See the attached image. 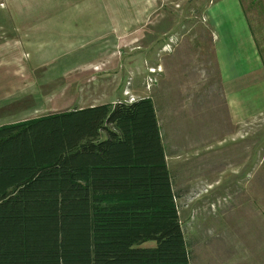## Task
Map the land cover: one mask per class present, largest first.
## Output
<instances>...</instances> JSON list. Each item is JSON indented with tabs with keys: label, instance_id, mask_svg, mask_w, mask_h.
<instances>
[{
	"label": "rangeland",
	"instance_id": "1",
	"mask_svg": "<svg viewBox=\"0 0 264 264\" xmlns=\"http://www.w3.org/2000/svg\"><path fill=\"white\" fill-rule=\"evenodd\" d=\"M212 1L0 0V126L149 96L190 264H264V114L233 133L225 102L222 129L212 111L197 19ZM185 48L202 74L194 100L169 90Z\"/></svg>",
	"mask_w": 264,
	"mask_h": 264
},
{
	"label": "trees",
	"instance_id": "2",
	"mask_svg": "<svg viewBox=\"0 0 264 264\" xmlns=\"http://www.w3.org/2000/svg\"><path fill=\"white\" fill-rule=\"evenodd\" d=\"M0 264H190L151 99L0 126Z\"/></svg>",
	"mask_w": 264,
	"mask_h": 264
},
{
	"label": "crops",
	"instance_id": "3",
	"mask_svg": "<svg viewBox=\"0 0 264 264\" xmlns=\"http://www.w3.org/2000/svg\"><path fill=\"white\" fill-rule=\"evenodd\" d=\"M197 19L206 27L205 52L211 55V77L206 83L210 85L208 93L211 99L212 95L220 96L212 103V111L221 118L219 109L225 102L227 127L234 133L237 127L243 125L244 129L249 125L252 117L264 114V0H213ZM122 27L118 25V29ZM188 51L185 48L179 57L178 69H170L173 70L170 76L173 87L169 90L179 86L181 94H192L194 100L198 94V98L203 97L204 90L200 87L202 81L197 78L201 74L196 72L197 67L183 60L188 57ZM135 89L130 93L133 97ZM220 127H224L222 118Z\"/></svg>",
	"mask_w": 264,
	"mask_h": 264
},
{
	"label": "built area",
	"instance_id": "4",
	"mask_svg": "<svg viewBox=\"0 0 264 264\" xmlns=\"http://www.w3.org/2000/svg\"><path fill=\"white\" fill-rule=\"evenodd\" d=\"M132 99V98H131ZM130 102H132L133 100H129Z\"/></svg>",
	"mask_w": 264,
	"mask_h": 264
}]
</instances>
